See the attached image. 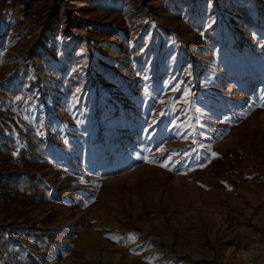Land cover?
Listing matches in <instances>:
<instances>
[{
  "label": "rangeland",
  "instance_id": "obj_1",
  "mask_svg": "<svg viewBox=\"0 0 264 264\" xmlns=\"http://www.w3.org/2000/svg\"><path fill=\"white\" fill-rule=\"evenodd\" d=\"M234 1L0 0V173L47 141L0 224L39 264H264V0Z\"/></svg>",
  "mask_w": 264,
  "mask_h": 264
},
{
  "label": "trees",
  "instance_id": "obj_2",
  "mask_svg": "<svg viewBox=\"0 0 264 264\" xmlns=\"http://www.w3.org/2000/svg\"><path fill=\"white\" fill-rule=\"evenodd\" d=\"M233 6L241 14L242 20L247 25H258L259 20H254L248 12V8L241 1H234ZM134 51V48H132ZM71 135L79 134L71 131ZM27 139V146L16 153L9 150L14 145L11 139H6L1 149V155L12 169L7 175L0 173V182L9 189L19 187L30 195L35 194L41 187L42 178L38 174V155L47 145L46 138L29 129L20 137ZM8 193L2 194L7 199ZM33 239L37 245V252L48 256L56 251L60 243L55 238L52 229H42L39 234H34ZM0 264H39L36 256L24 250L22 243L16 237V233L4 224H0Z\"/></svg>",
  "mask_w": 264,
  "mask_h": 264
},
{
  "label": "crops",
  "instance_id": "obj_3",
  "mask_svg": "<svg viewBox=\"0 0 264 264\" xmlns=\"http://www.w3.org/2000/svg\"><path fill=\"white\" fill-rule=\"evenodd\" d=\"M239 1H243V0H239ZM251 14V13H250ZM252 16L254 15L253 13L251 14ZM129 16H131V15H129ZM256 18H259L260 20H262V16H261V14H260V12H257V13H255V15H254ZM253 16V19H256L255 17ZM252 28H254V29H256V30H259L260 32V34H259V44H258V46L256 47V50H257V52L259 53V54H261L263 57H264V33H262L261 31L263 30V28H261V27H252ZM114 35H117V34H114ZM131 46H129V48H130V52H131V55L134 57L133 59H134V64H136V61H141V59H142V55H141V53L140 52H137V50H135L134 52H132L133 50L131 49V47L133 46L132 44H130ZM132 50V51H131ZM97 65H101V64H98L97 63ZM114 65H116V64H112L111 63V67H114ZM102 67H104L103 65H101ZM120 68V67H119ZM114 70V69H113ZM112 76V75H111ZM110 76V78H112ZM106 88H107V86H106Z\"/></svg>",
  "mask_w": 264,
  "mask_h": 264
},
{
  "label": "snow or ice",
  "instance_id": "obj_4",
  "mask_svg": "<svg viewBox=\"0 0 264 264\" xmlns=\"http://www.w3.org/2000/svg\"><path fill=\"white\" fill-rule=\"evenodd\" d=\"M213 155H215V153H213ZM149 162H151V161H149ZM162 166H165V167H167V165H162ZM132 238L134 239L135 237L133 236Z\"/></svg>",
  "mask_w": 264,
  "mask_h": 264
}]
</instances>
